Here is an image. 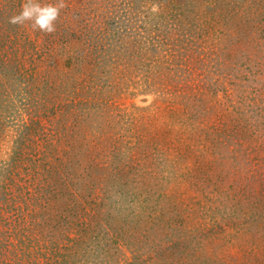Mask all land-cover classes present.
Here are the masks:
<instances>
[{
    "label": "rangeland",
    "instance_id": "1",
    "mask_svg": "<svg viewBox=\"0 0 264 264\" xmlns=\"http://www.w3.org/2000/svg\"><path fill=\"white\" fill-rule=\"evenodd\" d=\"M23 2L0 264H264V0H65L52 34Z\"/></svg>",
    "mask_w": 264,
    "mask_h": 264
},
{
    "label": "clouds",
    "instance_id": "2",
    "mask_svg": "<svg viewBox=\"0 0 264 264\" xmlns=\"http://www.w3.org/2000/svg\"><path fill=\"white\" fill-rule=\"evenodd\" d=\"M65 7V0H56L54 3L24 0L19 13L10 16L8 23L18 26L28 24L34 31L52 34L56 31V21L60 17V12Z\"/></svg>",
    "mask_w": 264,
    "mask_h": 264
}]
</instances>
